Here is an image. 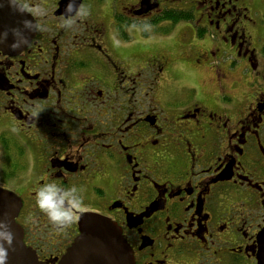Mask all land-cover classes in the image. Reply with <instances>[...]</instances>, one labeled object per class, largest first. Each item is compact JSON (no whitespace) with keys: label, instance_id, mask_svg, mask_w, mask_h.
Segmentation results:
<instances>
[{"label":"flooded vegetation","instance_id":"flooded-vegetation-1","mask_svg":"<svg viewBox=\"0 0 264 264\" xmlns=\"http://www.w3.org/2000/svg\"><path fill=\"white\" fill-rule=\"evenodd\" d=\"M9 3V0H2ZM23 0L42 29L0 50V188L23 243L58 264L85 213L119 228L134 264H258L264 228V35L255 0ZM150 22L151 31L131 28ZM246 85L240 98L231 74ZM210 74L213 89L199 79ZM191 78V81L186 78ZM250 93V94H249ZM81 189L63 229L39 185Z\"/></svg>","mask_w":264,"mask_h":264},{"label":"water","instance_id":"water-1","mask_svg":"<svg viewBox=\"0 0 264 264\" xmlns=\"http://www.w3.org/2000/svg\"><path fill=\"white\" fill-rule=\"evenodd\" d=\"M12 4L0 0V39L7 34L6 39L0 42V50L7 53L18 37L13 30L18 29L21 21L13 11ZM30 38V37H29ZM21 202L19 198L7 190L0 188V220L5 221L11 232L13 240L11 245L4 243L7 250L6 257L0 254L4 264H39L35 253L23 243V233L15 222L19 213ZM79 235L66 249L58 264H134L131 251L123 239L119 228L108 218L97 214H83L78 221ZM258 264H264V228L259 236Z\"/></svg>","mask_w":264,"mask_h":264},{"label":"clouds","instance_id":"clouds-1","mask_svg":"<svg viewBox=\"0 0 264 264\" xmlns=\"http://www.w3.org/2000/svg\"><path fill=\"white\" fill-rule=\"evenodd\" d=\"M9 3L16 7V10L24 13L31 12L33 15L43 16L45 10L40 6L27 7L23 0H9ZM91 15V7L85 5L83 2L78 3L77 0H68L65 7V14L63 19V27L71 28L77 22L86 19ZM42 25L36 24L33 20H25L20 29H14L13 35L18 37L11 45L14 49H19L30 43L29 33L42 29ZM153 25L150 22L142 24L131 25V28L145 32L151 31ZM7 34H2V39H6ZM0 39V42H2ZM81 189L76 185L62 186L57 184L54 180L39 185L34 193L35 205L41 213H43L48 222L53 228L63 229L70 225L77 214V211L84 206L83 196L80 194ZM13 233L9 229L8 224L0 220V254L6 257V249L3 247L4 243L11 245L13 240ZM0 264H4V260L0 259Z\"/></svg>","mask_w":264,"mask_h":264},{"label":"rangeland","instance_id":"rangeland-1","mask_svg":"<svg viewBox=\"0 0 264 264\" xmlns=\"http://www.w3.org/2000/svg\"><path fill=\"white\" fill-rule=\"evenodd\" d=\"M256 1V8L258 12V20H259V35H264V0H255ZM264 40V38H263ZM210 74H202L199 79V85L204 90H212L213 86L210 81ZM186 80L191 81V78L187 77ZM235 83L234 87H232L233 94L240 98L243 92L246 91V85L239 79V75L231 74L230 79L228 80V85ZM206 90V91H207ZM250 94V93H249Z\"/></svg>","mask_w":264,"mask_h":264}]
</instances>
